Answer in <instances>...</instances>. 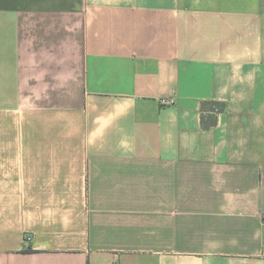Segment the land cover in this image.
Returning <instances> with one entry per match:
<instances>
[{
  "label": "crops",
  "instance_id": "obj_1",
  "mask_svg": "<svg viewBox=\"0 0 264 264\" xmlns=\"http://www.w3.org/2000/svg\"><path fill=\"white\" fill-rule=\"evenodd\" d=\"M0 264H264V0H0Z\"/></svg>",
  "mask_w": 264,
  "mask_h": 264
},
{
  "label": "trees",
  "instance_id": "obj_2",
  "mask_svg": "<svg viewBox=\"0 0 264 264\" xmlns=\"http://www.w3.org/2000/svg\"><path fill=\"white\" fill-rule=\"evenodd\" d=\"M202 126L209 129L217 123L218 114L225 110L226 103L215 100H205L202 102Z\"/></svg>",
  "mask_w": 264,
  "mask_h": 264
},
{
  "label": "built area",
  "instance_id": "obj_3",
  "mask_svg": "<svg viewBox=\"0 0 264 264\" xmlns=\"http://www.w3.org/2000/svg\"><path fill=\"white\" fill-rule=\"evenodd\" d=\"M173 100H174L173 98H164V99H163V102L168 104V103H172ZM29 239H30V237H28V240H29Z\"/></svg>",
  "mask_w": 264,
  "mask_h": 264
}]
</instances>
